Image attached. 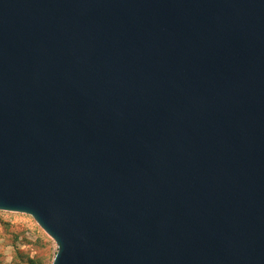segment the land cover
<instances>
[{"label":"water","instance_id":"1","mask_svg":"<svg viewBox=\"0 0 264 264\" xmlns=\"http://www.w3.org/2000/svg\"><path fill=\"white\" fill-rule=\"evenodd\" d=\"M0 211L53 264H264V0H0Z\"/></svg>","mask_w":264,"mask_h":264},{"label":"rangeland","instance_id":"2","mask_svg":"<svg viewBox=\"0 0 264 264\" xmlns=\"http://www.w3.org/2000/svg\"><path fill=\"white\" fill-rule=\"evenodd\" d=\"M57 251L32 217L0 211V264H53Z\"/></svg>","mask_w":264,"mask_h":264}]
</instances>
